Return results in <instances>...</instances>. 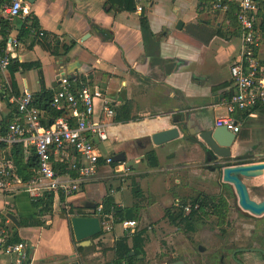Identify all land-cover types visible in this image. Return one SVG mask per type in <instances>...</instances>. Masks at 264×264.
<instances>
[{"label":"crops","instance_id":"obj_1","mask_svg":"<svg viewBox=\"0 0 264 264\" xmlns=\"http://www.w3.org/2000/svg\"><path fill=\"white\" fill-rule=\"evenodd\" d=\"M9 1H1L0 9ZM215 1L141 0L138 11L135 0L132 10L123 9L117 0H35L32 4L22 0L28 15L36 17L40 29L49 34V41L57 43L56 56L32 43L35 34L19 37L22 20L8 22L0 10V42L6 37L5 49L16 61L40 64L46 90L53 92L59 75L64 74L101 87L111 100L114 116L130 104V118H105L108 139L94 142L102 157L122 153L127 172H115L112 165L100 161L96 174L77 192L63 200L54 193L51 208L42 215L25 191L0 192V224L8 235L15 233L26 243L24 251L31 264H128L127 257L134 264H158L160 252L166 255L164 261L176 256L160 247L154 233L161 221L171 224L168 211L178 212L173 208L176 200L199 198L216 207L218 175L212 160L216 158L209 156L198 133L216 127L215 118L225 113L221 100L234 89L229 66L238 57L240 32L226 12L211 11ZM229 1L236 10L237 1ZM255 20L256 53L263 58L264 7L260 4ZM64 46H69L66 53ZM40 89L35 68L14 73L7 68L0 73V131L15 114L10 101L17 97L15 92L19 96L25 90L37 93ZM235 116L240 131L230 156L264 157V106ZM173 127L178 129L177 138L159 145L152 142L153 133ZM16 144L24 170L19 171L13 162V145L0 144V162L9 161L20 178L32 176L36 169L27 162L34 157V149ZM251 181L263 186L261 178ZM107 197L117 208L132 209L136 227L129 232L108 214L112 218L109 230L76 241L69 217H99L97 209ZM133 237L142 238L141 244L133 242ZM120 241L126 249L119 247ZM190 258L196 264L201 260L197 250L191 251ZM0 264H18L17 256L0 251Z\"/></svg>","mask_w":264,"mask_h":264},{"label":"built area","instance_id":"obj_2","mask_svg":"<svg viewBox=\"0 0 264 264\" xmlns=\"http://www.w3.org/2000/svg\"><path fill=\"white\" fill-rule=\"evenodd\" d=\"M141 0H135L137 10H141ZM237 9L234 12L240 32V47L237 60L229 66V73L234 87L233 91L222 98L221 104L225 113L215 118L216 127H225L237 134L240 125L236 112L249 111L258 106H264V57L256 53L258 46L255 18L259 11L258 0H236ZM213 12H227L230 5L226 2L215 1L211 4ZM1 14L11 22L15 18L24 19L28 11L22 0H10L1 5ZM28 25V24H27ZM35 33L34 29L32 30ZM42 36L43 31L37 33ZM12 59L10 50L0 51V73L7 70ZM15 104L16 111L4 131H0V144L13 145L24 143L33 147L37 159L35 173L26 180L20 178L12 164L3 160L0 162V192L25 191L35 199L43 192L62 193L68 197L80 186L91 179L97 172L100 161L112 165L115 172H127L123 162L113 161L111 157H102L95 147V140L108 139V124L106 119L114 116L111 100L107 98L99 86H93L83 79L59 75L57 88L53 91L50 105L61 115L45 125L44 112L33 104L32 93L25 90L17 97L10 98ZM58 155V158L55 156ZM67 159L77 176L57 174L52 167V158ZM102 157V158H101ZM176 210L188 214L191 204L176 200ZM194 209L197 205H194ZM101 207L97 215L101 220V228L109 230L112 218L102 214ZM125 230L132 232L136 227L135 220L120 222ZM6 228H0V251L7 255H16L18 264H31L28 261L26 243L7 242L9 237Z\"/></svg>","mask_w":264,"mask_h":264},{"label":"flooded vegetation","instance_id":"obj_3","mask_svg":"<svg viewBox=\"0 0 264 264\" xmlns=\"http://www.w3.org/2000/svg\"><path fill=\"white\" fill-rule=\"evenodd\" d=\"M215 158L212 160H216L214 166L217 167L219 192L216 207L205 204L194 217L189 214L191 211L184 214V217L188 215L189 220L192 219L193 229H187L182 223L174 225L172 235L176 236H172L173 246L167 247V254L176 256L164 261L163 257L166 255L160 252L157 258L160 264H196L190 258V253L194 249L191 247L193 245V242H190L191 238L188 240L184 237L187 233L204 234L200 235L204 243L195 246L197 255L201 257L198 264H264V214L254 215L242 210L233 187L222 180L220 170L225 165L254 163L256 159L259 160L257 162H264V157L255 158L249 154L231 157L229 152L224 157ZM251 180L255 178H242L249 198L255 201L264 199L262 186ZM211 221L215 222L216 229H210L208 223ZM197 225H202L205 233H199ZM177 229H180V232ZM213 238L217 241L216 248L208 246L209 240Z\"/></svg>","mask_w":264,"mask_h":264},{"label":"trees","instance_id":"obj_4","mask_svg":"<svg viewBox=\"0 0 264 264\" xmlns=\"http://www.w3.org/2000/svg\"><path fill=\"white\" fill-rule=\"evenodd\" d=\"M3 0H0V2ZM109 1H113L114 0H109ZM217 1V0H216ZM223 2H230V8L229 10L225 13L226 17L228 19H230V22H233L234 24H236V19L234 16V5L232 1L229 0H220ZM259 4L261 5V7H264V0H258ZM117 3L120 7H122L125 10H132L135 8V4H134V0H117ZM4 29L8 28V24L7 21L4 22ZM264 23V20L262 21V24ZM28 24V25H27ZM237 25V24H236ZM34 29L35 33L32 32V30ZM42 30V29H41ZM40 31V27L38 26V21L36 20V17L34 16H29L26 15L24 17V19H22V24H21V28H20V32H19V37H28L32 34L33 35V42L32 43H37L40 45V47L48 52H50L52 55L56 56L59 55L58 52V45L57 43L53 40L52 42L49 41V34L44 32L43 30V34L42 36H39L37 33ZM6 34V33H5ZM7 41L6 37L3 38V40L0 42V51L5 49V42ZM74 42H71V45ZM69 49V46H64L63 47V53H66ZM9 71L11 73H14L15 71H17L19 68H21L22 70L24 69H31V68H35L38 71V79H39V83L41 85V89L39 92L37 93H32L33 96V104L38 107L40 110H42L45 114V118H47V120H43V123L45 125H49L54 118L58 117L59 115H61L60 111L55 110L51 105H50V101H51V96L52 93L51 91H48L45 89L44 84H43V76H42V71H41V67L40 64L37 62H29V63H20L18 61H16V59L12 58L9 65H8ZM84 81L88 82L87 79L82 78ZM88 84L90 85V83L88 82ZM12 85L14 88V80L12 79ZM15 96H18V93L15 92ZM260 107V106H258ZM129 108H130V104L127 106H125L124 108L122 107L114 116L115 119L117 120H123L124 119H129L130 118V114H129ZM20 151V147L19 144H13V151H12V158H13V162L15 164V166H17V169L19 171H23L25 166L21 165V154L19 153ZM27 163H30V167L34 166V168L36 169L37 167V159L36 156L34 155V157H32L31 159L28 160ZM52 167L54 169V171L57 174H64V175H68L71 178H75L77 176V172L75 169L71 168L69 162L67 159H57L56 161L54 160V157L52 158ZM29 175L23 176L22 175V179L26 180L28 179ZM53 198H54V192L50 191V192H43L40 196H38L37 198L33 199L31 198L32 204L35 208H37L39 210V214L42 215L43 213H45L46 211H49L48 209L51 208L52 203H53ZM59 199L63 200L64 196L62 193H59ZM191 206H192V210L191 213H189L190 215H192L193 217L195 215H197L198 211L205 205L207 204L204 200L199 199V198H195L192 201H189ZM194 205H197V209H194ZM69 213L70 214H74L75 211L72 209H69ZM101 213L102 214H111V216L113 217V221L114 222H122L123 220H135V218H137V216L135 215V213L132 212V209H120L117 208L113 202V199L111 197H107L103 200L102 202V209H101ZM169 222L171 224H176V223H182L187 229H193L191 227V220H189V216H185L183 214L182 210H178V212L174 213V212H169ZM38 223L41 224V221H37ZM3 227L0 224V228ZM133 242L135 240V243L137 244H141L142 238L140 237H133ZM7 242H11V243H16V242H20L19 239L17 238L15 233H11L7 239ZM119 247L121 248H125L126 246L123 244V241L119 242ZM128 264H134V263H130L131 261L129 260L130 258H128ZM120 260H117L116 262L119 263Z\"/></svg>","mask_w":264,"mask_h":264},{"label":"water","instance_id":"obj_5","mask_svg":"<svg viewBox=\"0 0 264 264\" xmlns=\"http://www.w3.org/2000/svg\"><path fill=\"white\" fill-rule=\"evenodd\" d=\"M32 4L35 0H25ZM178 28L182 25L181 20L177 23ZM169 67V66H168ZM179 136L178 129L168 128L151 135V140L155 145H159L175 139ZM198 137L207 146L210 157H224L229 154L230 146L236 138V134L230 132L225 127H213L201 130ZM213 155V156H212ZM123 154H116L112 157L113 161H121ZM222 180L231 184L239 207L254 215L264 214V199L255 201L249 198L247 187L242 178H261L264 189V162H254L248 164L225 165L221 169ZM69 223L76 241H83L99 234L102 230L101 220L98 216L72 215Z\"/></svg>","mask_w":264,"mask_h":264},{"label":"rangeland","instance_id":"obj_6","mask_svg":"<svg viewBox=\"0 0 264 264\" xmlns=\"http://www.w3.org/2000/svg\"><path fill=\"white\" fill-rule=\"evenodd\" d=\"M184 203L190 204V202H184ZM173 208L175 210V207L174 206H173ZM212 221L208 223L210 225L209 227H210L211 230L216 229L215 222H212ZM200 223H202V222H200ZM157 225H159V224H157ZM197 227H198L197 230L199 231V233H205V230H204L205 228L202 225H197ZM155 230L156 231H154V233H155V235L158 236V238H159V240L161 242L159 244L160 247H162L167 252V250H168L167 247L168 246H173L171 244V242H172V239H171L172 236H174V237L176 236V235H172V234H174V225L172 226L171 224H168L167 223V220H165V221L163 220V221L160 222V226H156V229ZM177 230L180 232V229H177ZM179 235H181V234L179 233ZM200 235L204 236V234H199V235L196 234V235H194V234H191V233H187V235L184 236V237H187L188 240H190V238H191L190 242H193V245L191 246L194 249L193 251L196 250L195 249V246L204 243L203 242L204 240L201 239ZM216 243H217V241H216L215 238L210 239L209 240V243H208V246H210L211 248H216V246H217Z\"/></svg>","mask_w":264,"mask_h":264}]
</instances>
